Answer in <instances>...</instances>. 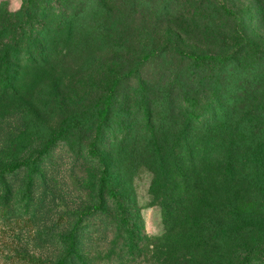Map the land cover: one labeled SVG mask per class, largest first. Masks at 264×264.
<instances>
[{"label":"rangeland","instance_id":"rangeland-1","mask_svg":"<svg viewBox=\"0 0 264 264\" xmlns=\"http://www.w3.org/2000/svg\"><path fill=\"white\" fill-rule=\"evenodd\" d=\"M234 145L264 161V0H0V264H264Z\"/></svg>","mask_w":264,"mask_h":264},{"label":"trees","instance_id":"trees-1","mask_svg":"<svg viewBox=\"0 0 264 264\" xmlns=\"http://www.w3.org/2000/svg\"><path fill=\"white\" fill-rule=\"evenodd\" d=\"M222 2V0H219ZM216 60L219 58L205 57L203 61ZM197 118L198 115L193 114ZM190 155L193 156L194 148L189 146ZM217 149L213 159L217 164L214 170L215 178L222 176V162L220 161V149ZM245 149L234 145L231 147L230 159L228 161V214L229 221L233 226L232 232H236L238 227L242 226V218L246 211L255 207L264 211V161L255 163L249 157L246 161ZM252 162V163H251ZM217 182V181H216ZM218 196V194H216ZM219 205V203H217ZM220 207H218L219 209ZM241 233V232H240ZM238 234L236 237H239ZM72 244L71 249H75ZM73 251H71V255ZM55 264H68V258L58 260Z\"/></svg>","mask_w":264,"mask_h":264},{"label":"clouds","instance_id":"clouds-1","mask_svg":"<svg viewBox=\"0 0 264 264\" xmlns=\"http://www.w3.org/2000/svg\"><path fill=\"white\" fill-rule=\"evenodd\" d=\"M18 10V9H17Z\"/></svg>","mask_w":264,"mask_h":264}]
</instances>
